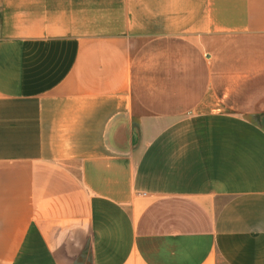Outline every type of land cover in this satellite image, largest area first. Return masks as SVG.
Listing matches in <instances>:
<instances>
[{
  "label": "crops",
  "instance_id": "obj_1",
  "mask_svg": "<svg viewBox=\"0 0 264 264\" xmlns=\"http://www.w3.org/2000/svg\"><path fill=\"white\" fill-rule=\"evenodd\" d=\"M0 264H264V0H0Z\"/></svg>",
  "mask_w": 264,
  "mask_h": 264
}]
</instances>
